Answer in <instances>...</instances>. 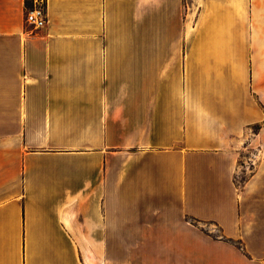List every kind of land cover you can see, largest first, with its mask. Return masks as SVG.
<instances>
[{"label":"crops","instance_id":"crops-1","mask_svg":"<svg viewBox=\"0 0 264 264\" xmlns=\"http://www.w3.org/2000/svg\"><path fill=\"white\" fill-rule=\"evenodd\" d=\"M0 264H264V0H0Z\"/></svg>","mask_w":264,"mask_h":264},{"label":"built area","instance_id":"built-area-1","mask_svg":"<svg viewBox=\"0 0 264 264\" xmlns=\"http://www.w3.org/2000/svg\"><path fill=\"white\" fill-rule=\"evenodd\" d=\"M23 21L33 31L43 28L46 21L43 6L41 4L35 5L25 13Z\"/></svg>","mask_w":264,"mask_h":264},{"label":"rangeland","instance_id":"rangeland-1","mask_svg":"<svg viewBox=\"0 0 264 264\" xmlns=\"http://www.w3.org/2000/svg\"><path fill=\"white\" fill-rule=\"evenodd\" d=\"M45 14V13H44ZM256 125H252L250 126L251 130H255ZM245 146V145H244ZM249 153V148H244L240 150V159H239V164L242 163L241 161H244L243 157H245L246 155H248ZM245 175H244V171L242 168H240V172H238L235 176V181L237 182V184L241 183V181L244 179ZM207 229V228H206Z\"/></svg>","mask_w":264,"mask_h":264}]
</instances>
